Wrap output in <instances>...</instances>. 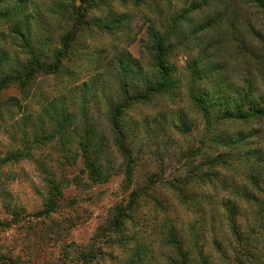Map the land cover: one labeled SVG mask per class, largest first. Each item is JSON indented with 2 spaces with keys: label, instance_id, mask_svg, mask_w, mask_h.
Here are the masks:
<instances>
[{
  "label": "rangeland",
  "instance_id": "1",
  "mask_svg": "<svg viewBox=\"0 0 264 264\" xmlns=\"http://www.w3.org/2000/svg\"><path fill=\"white\" fill-rule=\"evenodd\" d=\"M224 2L240 25L250 21L264 27V0ZM79 3L0 0V79L21 73L33 55L48 67L61 38L75 30L57 70L36 72L23 85L11 82L0 90V262L129 264L136 249L144 246L151 264H175L167 257L173 255L165 244L168 228L189 246L192 234L198 233L199 243L212 250L214 232L223 227L218 212L227 195L225 170L213 175L205 160L215 147L204 138L205 121L187 93L182 70L186 56L180 52L171 60L177 72L170 91L124 111L133 160L129 165L114 144L109 121L114 105L123 99L126 78L121 65L128 61L133 68L127 76L133 80L130 92L140 90L136 86H143V76L153 72L151 29L169 25V17L186 6V0H105L89 7L76 25ZM203 8L207 12L210 7ZM193 16L200 17L201 11ZM231 53L228 65L236 66L239 60ZM84 104L106 145L99 179L90 177L78 150H73L78 139L73 125L81 120ZM63 107L75 116L74 124L61 130L57 120ZM254 127L264 130V120ZM28 145L31 158L1 163L7 151ZM187 176L195 183L189 185L191 196L183 197L169 181ZM150 179L156 182L141 193L122 231L108 237L103 231L116 207L125 206L130 192ZM52 185L59 186L56 209L37 216ZM217 261L232 264L221 257Z\"/></svg>",
  "mask_w": 264,
  "mask_h": 264
},
{
  "label": "trees",
  "instance_id": "2",
  "mask_svg": "<svg viewBox=\"0 0 264 264\" xmlns=\"http://www.w3.org/2000/svg\"><path fill=\"white\" fill-rule=\"evenodd\" d=\"M79 1L81 8L76 9V25L83 21L89 7L105 0ZM186 3L169 17V25L161 31L151 29L153 72L143 76V86H136L140 90L130 92L133 80H128L127 76L133 68L128 61L121 65L126 78L121 85L123 99L114 105L109 116L110 127L115 134L114 144L128 165L132 163L130 147L126 145L123 113L133 103L170 91L177 72L171 60L180 52L184 54L182 70L187 93L193 109L205 121L204 138L215 147L205 160L213 169V175H217L220 168L225 170L227 195L219 202L221 212L218 215L223 227L219 233L214 232L212 250L199 243L200 234H192L189 246L175 229L168 228L165 244L174 256L168 254L167 257L175 264H218L217 257L228 259L232 264H264V130L254 127L264 120V27L256 28L250 21L241 25L237 23L229 16L230 5L224 0H186ZM204 5L210 7L207 12H204ZM196 11H201L200 17L193 16ZM74 34L75 30H71L61 38L52 64L44 66L39 56L33 55L21 73H6L0 79V90L11 82L23 85L36 72L57 70L61 58L68 53ZM24 41L28 42L27 38ZM228 50H232L233 60H239L236 66L228 65L232 56ZM1 105L0 100V109ZM86 105L81 108L79 123L74 124L75 114L67 107L61 108V118L57 123L61 130L74 124L78 139L73 141V150H78L90 177L99 179L103 175L101 159L106 145L96 124L87 116ZM32 143L38 142L34 140ZM32 155L31 145L22 146L19 150L7 151L1 163L31 158ZM130 170L127 166L128 175ZM50 180H46L48 184H52ZM154 182L155 179H150L146 186L132 190L126 205L116 207L103 233L109 237L112 233L121 232L141 193L150 189ZM169 182L183 197L191 194L189 185L195 183L189 180V176L182 181ZM58 191L59 186L52 185L37 216L49 215L56 209ZM14 213L17 215L15 210ZM217 253L220 257L216 256ZM129 264H151L144 246L136 249Z\"/></svg>",
  "mask_w": 264,
  "mask_h": 264
}]
</instances>
